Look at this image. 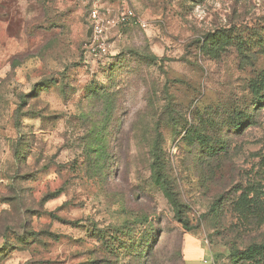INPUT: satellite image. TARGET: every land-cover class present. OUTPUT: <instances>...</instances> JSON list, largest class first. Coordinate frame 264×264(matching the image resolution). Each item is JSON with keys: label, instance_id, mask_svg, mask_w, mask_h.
Here are the masks:
<instances>
[{"label": "rangeland", "instance_id": "rangeland-1", "mask_svg": "<svg viewBox=\"0 0 264 264\" xmlns=\"http://www.w3.org/2000/svg\"><path fill=\"white\" fill-rule=\"evenodd\" d=\"M127 8L147 26L95 58L82 0H0V264H249L264 245V108L231 130L264 72V0L106 3ZM159 142L189 230L153 180Z\"/></svg>", "mask_w": 264, "mask_h": 264}, {"label": "trees", "instance_id": "trees-1", "mask_svg": "<svg viewBox=\"0 0 264 264\" xmlns=\"http://www.w3.org/2000/svg\"><path fill=\"white\" fill-rule=\"evenodd\" d=\"M89 28H90V24H89ZM228 38V37H227ZM218 44V45H217ZM216 45L215 48H213ZM221 46L219 45L218 41H216L215 37H207L203 43V45L201 46V51H205L206 53H217V50L220 48ZM226 48V47H225ZM243 51V47L240 48V52ZM243 55H245L246 58L249 57V55L247 54V52H242ZM154 62H156V59H153ZM156 64V63H155ZM250 88L252 89V93H253V98L252 100L248 103L247 105V110L246 112H240L239 113V120L233 122L232 126H231V130L234 133H241L242 132V128L244 127L245 124H250L252 125L253 122L255 121L256 118V112L261 108H264V72L262 71L260 73V80L255 81L250 83ZM105 91V87H100L99 85H94L93 88L91 87L90 91H89V95L91 97H94L95 99H99L104 98L103 93ZM197 128V127H196ZM197 131L199 132V130L195 129L193 130L188 129L185 130L186 135L184 136L183 140L187 141V140H192V141H196V140H200V144H202V148L201 150H205L206 153H208L211 156H217L219 154L218 151L220 150H224L226 149L227 146V142L225 141L226 137H222L221 139H218L216 141L215 144H213L211 142V139L208 138L206 133L203 134H199L197 133ZM200 133V132H199ZM162 140V135H160ZM154 152V165H153V180L155 182V184L157 186H159L161 188V190H163V192L165 193V195L167 196L168 200L170 201L171 205L173 206L177 218L179 220V222L184 226V228H186L187 230L188 227V219H186L183 215L182 212V205L179 202V200L176 198V193L174 192V189L172 187V181L169 178V176L167 175V172L165 170L164 167V159H162V152H163V148L161 146V143L159 142L156 146L155 149H153ZM62 190H58L56 191L54 194L50 195L49 198H56L59 195L62 194ZM263 205V206H262ZM262 206V207H260ZM254 208H256V211H262V209L264 208V202H260L259 203V207L254 205ZM244 256L248 259V263L249 264H264V245H254L250 248H248L245 252H244Z\"/></svg>", "mask_w": 264, "mask_h": 264}, {"label": "built area", "instance_id": "built-area-1", "mask_svg": "<svg viewBox=\"0 0 264 264\" xmlns=\"http://www.w3.org/2000/svg\"><path fill=\"white\" fill-rule=\"evenodd\" d=\"M89 6V21L91 36L85 45L86 52L95 58L107 56L109 53L107 38L111 30L128 25L147 26L148 22L143 19L133 8H127L112 17L111 11L106 9L108 0H82Z\"/></svg>", "mask_w": 264, "mask_h": 264}, {"label": "water", "instance_id": "water-1", "mask_svg": "<svg viewBox=\"0 0 264 264\" xmlns=\"http://www.w3.org/2000/svg\"><path fill=\"white\" fill-rule=\"evenodd\" d=\"M91 29L88 30L87 37L89 38L91 36Z\"/></svg>", "mask_w": 264, "mask_h": 264}, {"label": "crops", "instance_id": "crops-1", "mask_svg": "<svg viewBox=\"0 0 264 264\" xmlns=\"http://www.w3.org/2000/svg\"><path fill=\"white\" fill-rule=\"evenodd\" d=\"M72 2V1H71Z\"/></svg>", "mask_w": 264, "mask_h": 264}]
</instances>
